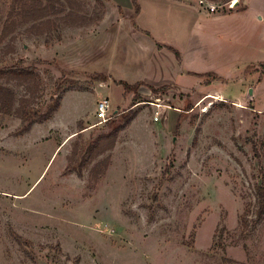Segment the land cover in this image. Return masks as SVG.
<instances>
[{"label":"rangeland","instance_id":"obj_1","mask_svg":"<svg viewBox=\"0 0 264 264\" xmlns=\"http://www.w3.org/2000/svg\"><path fill=\"white\" fill-rule=\"evenodd\" d=\"M11 1L0 68H31L38 85L30 96L0 84L15 107L59 108L24 133L0 112V264H264V221L241 224L264 186V0H137L139 13L130 0H71L79 25L60 19V0L49 30L30 21L2 40ZM125 117L112 149L71 170Z\"/></svg>","mask_w":264,"mask_h":264},{"label":"trees","instance_id":"obj_2","mask_svg":"<svg viewBox=\"0 0 264 264\" xmlns=\"http://www.w3.org/2000/svg\"><path fill=\"white\" fill-rule=\"evenodd\" d=\"M64 1L70 9L65 12V14L60 19L66 23L70 22L73 25L82 24L85 21V18L83 16H78V14L73 11V8L71 9V7H73L71 0ZM130 1L134 7L135 13H139L140 7L137 3V0ZM209 1L217 3L220 0ZM54 2L59 3V5L61 4L60 8L57 9L58 12H60L62 10V3L60 0H12L8 13V20L10 19V21H6V23H4L1 39L4 40L7 38L16 26L28 23L30 21H35L38 23L37 26H34L35 30H38V33L49 30L51 27L49 25L51 23L49 20H46V18L51 13H55ZM243 10H245V7H242L238 11ZM15 15L19 16L21 20L17 21L14 18ZM166 49L174 55L177 61L180 60V54L177 50L173 49L172 47H166ZM36 78L37 76L34 74L31 68H25L19 65L9 68H0V81L3 80L5 83L16 82L19 85H23L30 96L34 95L36 91L38 85ZM93 79L98 82L108 80L106 76L101 74L93 76ZM114 83L117 86L122 87L124 92L133 93L134 99L139 97L136 92L138 84L129 85L123 81ZM150 89L154 91L153 88ZM15 103L16 98L13 91L5 85L0 84V112L3 115H15L20 119L22 125L20 133L27 132L34 124L48 121L59 108V98H54L51 100V103L46 107L44 112L31 108L29 98L18 101L16 107ZM132 119L133 117H125L123 124L116 125L111 133L98 136L90 144L85 146L83 150L79 152V154L75 155V157H79V166L77 168L73 167L70 169L74 171L78 169L80 171L81 168L86 166L94 158H97L107 150L112 149L114 147L118 133L123 129V127L128 125ZM98 167L100 168V163L94 165L90 171L94 176L98 175V173L94 172V170H97ZM98 171H101V169L97 170V172ZM254 193L255 202L251 215H244L241 223L244 230L248 232L254 231L264 221V186L256 184Z\"/></svg>","mask_w":264,"mask_h":264},{"label":"built area","instance_id":"obj_3","mask_svg":"<svg viewBox=\"0 0 264 264\" xmlns=\"http://www.w3.org/2000/svg\"><path fill=\"white\" fill-rule=\"evenodd\" d=\"M210 10H211V12H213L214 8H211ZM110 112H111V109H110L109 102L106 99L101 100L98 103V116L105 122L107 120L106 117L108 114H110ZM108 119H109V117H108ZM153 120L154 121L159 120V113L155 114V117L153 118Z\"/></svg>","mask_w":264,"mask_h":264},{"label":"crops","instance_id":"obj_4","mask_svg":"<svg viewBox=\"0 0 264 264\" xmlns=\"http://www.w3.org/2000/svg\"><path fill=\"white\" fill-rule=\"evenodd\" d=\"M170 4H173V5H176V7L178 6V7H180V8H182V9H184L185 11H187V10H191V11H193L194 13L195 12H197V15H200V16H204L205 14H203L202 12H200L198 9H196V8H194V7H192V6H189V5H187V4H183V3H174V2H171ZM245 10H243V11H241V12H246V11H248V7L246 6V4H245ZM237 11V10H236ZM236 11H231V12H236ZM238 12V11H237ZM203 14V15H202ZM225 14V13H224ZM206 16V18H211V17H215V16H218V15H215V14H207V15H205ZM258 19H261V17H258ZM262 34H264V32H262ZM172 47V46H171ZM178 51V50H177ZM181 55H183L182 53H181ZM191 72V71H190ZM162 116V115H161ZM163 118V117H162ZM160 120V119H159ZM159 120H158V122H159ZM165 120V119H164ZM164 125V124H163Z\"/></svg>","mask_w":264,"mask_h":264},{"label":"water","instance_id":"obj_5","mask_svg":"<svg viewBox=\"0 0 264 264\" xmlns=\"http://www.w3.org/2000/svg\"><path fill=\"white\" fill-rule=\"evenodd\" d=\"M236 3H237V1H236V2H234V3H233V5L235 6V5H236ZM248 96H249V97H251V96H252V90H251V89H249V90H248Z\"/></svg>","mask_w":264,"mask_h":264}]
</instances>
